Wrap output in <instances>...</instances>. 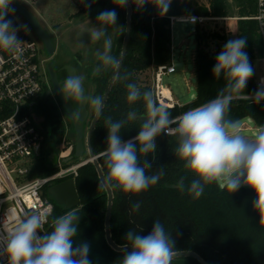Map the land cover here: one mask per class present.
I'll list each match as a JSON object with an SVG mask.
<instances>
[{
    "label": "trees",
    "instance_id": "16d2710c",
    "mask_svg": "<svg viewBox=\"0 0 264 264\" xmlns=\"http://www.w3.org/2000/svg\"><path fill=\"white\" fill-rule=\"evenodd\" d=\"M88 5H91L90 7ZM193 13L217 19L220 17H237V38L246 39L245 51L254 69L253 76L247 82L244 93L234 99L228 118L238 122L251 117L259 127L264 126V100L243 97L256 89L255 64L262 56V39L259 24L254 17L257 0H208L207 3L193 1ZM132 32L128 52L109 94L106 105L99 117L92 134L94 151L100 154L106 147L107 129L105 121L125 120L129 112L145 115L144 102L141 99L130 104L127 99L128 83H135L140 89H148L153 93L157 103L163 105L173 117L215 98L225 86L223 76L216 78L212 69L217 55L227 41L231 40L228 33L208 29L206 24L198 21L195 27L196 50L194 53L195 71L197 76L196 97L186 104L175 103L168 106L160 103L155 97L151 85L144 80L148 71L155 74L160 65L169 64L172 55V20L169 16H161L152 4L137 9L133 4ZM114 10L117 13L116 25H104L105 30L117 38V47L112 56L120 61L126 31L127 6L120 8L113 0H86L79 13L84 11ZM116 70L109 67L93 77L94 97H103ZM127 76L125 80L123 77ZM142 91V90H141ZM145 92V91H142ZM92 95V97H93ZM37 124L45 133V141L41 151L30 162L24 178L46 176L57 170L53 162L48 160L47 151L59 144L62 137L56 135L58 130L64 131L65 117L60 106L50 98L40 95L34 104ZM95 113L96 109H93ZM142 119L127 121L121 132L123 140L135 137L141 126ZM51 127L48 134L46 129ZM71 138L76 142V134L72 129ZM157 150L145 157L152 163L153 172L163 168L164 175L159 182L147 191L139 194L114 191V202L111 215V230L114 240L125 244L126 233L130 230L139 235H148L158 219L165 230L175 241V251L191 249L201 254L211 264H264V223L261 215L253 208L256 195L247 186L241 187L231 194L221 190L216 183L206 185L199 199H193L187 188L194 178L187 173L183 163L175 157L178 145L176 136L161 134L155 140ZM144 157H141L143 160ZM99 161L106 175L103 158ZM153 171V172H152ZM185 178V190L181 192L177 182ZM99 175L93 162L81 165L75 177L76 187L81 205L69 209L59 204L49 194L48 186L44 194L54 204V209L45 224L44 231H51V221L68 211H75L81 218L79 233L74 246L80 242L90 245L89 258L92 264H120L122 251L114 250L105 237V218L108 195L106 190L99 189ZM173 184L175 186H170ZM140 202L139 211L132 205ZM172 264H202L192 256L177 257Z\"/></svg>",
    "mask_w": 264,
    "mask_h": 264
},
{
    "label": "clouds",
    "instance_id": "9594fccd",
    "mask_svg": "<svg viewBox=\"0 0 264 264\" xmlns=\"http://www.w3.org/2000/svg\"><path fill=\"white\" fill-rule=\"evenodd\" d=\"M12 3L13 0H0V50L15 55L21 52L23 44L18 33L21 29L27 31V25H16L13 19L7 18L14 16ZM129 3L137 9L152 4L163 16L172 0H113V4L120 8ZM116 21L114 10L102 11L97 16L101 27L93 28L90 35L93 41L103 38L104 50L96 52L99 64L93 69V75L109 67L119 69L120 61L110 54L112 42L108 36L105 39L103 27L115 26ZM245 47L246 39L227 41L212 69L216 78L223 76L225 86L215 98L177 117L158 104L151 91L142 92L135 83H128L127 101L134 104L142 99L146 114L142 117L138 134L127 141L122 139L121 132L127 121L140 118L136 112H129L125 120L108 118L105 121L106 147L100 155L107 172L99 179V189L139 194L156 185L164 170L160 168L149 175L152 163L145 157L156 152L155 140L158 136L162 133L173 135L178 140L175 157L194 177L187 188L193 199H199L205 186L212 183L231 194L247 186L256 195L252 206L264 223V126L249 139L241 134L238 123L228 118L233 100L244 93L247 82L254 74ZM82 89L84 78L77 74L70 73L60 84V92L66 100H80ZM255 98L257 102L264 100V88L257 90ZM85 100L98 112L102 109V97L86 96ZM141 157L144 159L141 160ZM177 186L183 192L185 178L182 177ZM140 207V202L132 205L134 211H139ZM80 218L75 211H68L54 218L51 231L46 232L47 213L40 210L24 213L10 229L0 233V264H92L90 245L82 241L74 246ZM174 255L175 241L157 219L146 236L132 230L126 233L120 264H172Z\"/></svg>",
    "mask_w": 264,
    "mask_h": 264
},
{
    "label": "built area",
    "instance_id": "2783aa9c",
    "mask_svg": "<svg viewBox=\"0 0 264 264\" xmlns=\"http://www.w3.org/2000/svg\"><path fill=\"white\" fill-rule=\"evenodd\" d=\"M180 17L189 22L209 18L202 14ZM254 17L259 24L263 49L260 58L262 71L255 81L256 89L243 95L252 99H256L258 89L264 88V0H257ZM20 40L23 44L19 54L0 50V233L10 229L16 219L29 211L45 212L49 220L54 204L45 196L44 188L70 177L75 178L80 167L78 163L68 165L62 161L59 169L49 175L20 180L26 176L31 159L41 151L45 141V133L37 124L33 107L48 83L45 60L38 39ZM175 70L172 45L170 63L160 65L154 74L156 98L164 105H168L164 100L173 101L168 106L178 103L174 100L172 91V97L165 95L166 85L163 83L164 75ZM66 156L68 153L61 154V158Z\"/></svg>",
    "mask_w": 264,
    "mask_h": 264
},
{
    "label": "rangeland",
    "instance_id": "374dc122",
    "mask_svg": "<svg viewBox=\"0 0 264 264\" xmlns=\"http://www.w3.org/2000/svg\"><path fill=\"white\" fill-rule=\"evenodd\" d=\"M21 1L38 15V17L41 19V23L57 38V44L59 45L61 50L58 59V62L60 64L67 60L74 61L73 53H80L84 56V63L82 65L79 64L78 69L80 72V76L84 78V81L90 89L91 95H93L95 90L93 77H97V75H93V69L99 64V61L96 58V52L104 50V40L102 38L100 41H93L90 34L93 28L101 27V24L97 22V16L100 12L95 10L79 13L80 8L85 4L86 0ZM197 1L199 3L208 2V0ZM193 6L194 5H192L186 12H192ZM12 17L17 20L18 23L16 25H27V31L23 29L19 31V39H38L37 35L33 33L32 29L29 27V25L26 23L25 19L19 12L15 10L14 16ZM200 22L206 24L208 29L228 33L231 40L237 39V17L229 16L220 17L217 19H205ZM195 27L196 22L174 21L173 23L172 45L173 59L176 70L174 72L165 74L163 83L171 89L174 100L180 104H186L194 100L197 92V76L193 58V54L195 53L197 46L194 32ZM110 36L111 38H114L111 33ZM88 62H92L93 65L90 64L89 66H86L85 64H88ZM261 71L262 70L260 67V62H256V79H258V77L260 76ZM144 80L151 85V88L155 94L154 73L152 71H148L144 75ZM155 97H157L156 94ZM93 109L94 107L91 105V110L93 111ZM92 115L93 113H91L89 119L86 122L85 134L87 133L89 124L92 120ZM64 123V131L62 132L58 130L56 132V135L62 137L61 142L54 146L52 150L47 151L48 160L53 162L57 169H59V166L63 161V158H61V154L68 153V155H71L75 151V142L70 136L72 129L74 130L73 123L67 116H65ZM237 123L240 128L241 134L249 139L254 137L257 134L258 130L261 128L251 117H246L245 119L240 120ZM46 131L49 134L51 132V127L47 128ZM54 155H57V163H54L53 161ZM78 161L79 158L74 157V159L66 162V164L75 165Z\"/></svg>",
    "mask_w": 264,
    "mask_h": 264
},
{
    "label": "water",
    "instance_id": "95a60500",
    "mask_svg": "<svg viewBox=\"0 0 264 264\" xmlns=\"http://www.w3.org/2000/svg\"><path fill=\"white\" fill-rule=\"evenodd\" d=\"M194 0H172V3L169 7L168 12L165 16H169L171 18L180 17L182 16L192 5ZM12 6L15 8L17 12H19L31 25L37 37L44 43L47 50L50 53H53L55 50V46L52 40L51 35L47 32V30L41 24L37 15L29 9L21 0H13ZM133 4L129 3L127 5V14H126V31L124 35L122 51H121V59H120V66L119 69L116 70L112 80L110 81L107 90L105 91L102 99H103V106L102 109L98 112L95 111V114L89 124L87 133L85 134V125L88 120L89 116V109H88V102L85 100L87 94V87L84 84V90L82 89L81 99L79 100V107L78 109L75 108L71 100H66L63 94L60 92V84L61 81L58 79L57 71L55 70L52 63L49 64V73L52 79L53 88L58 95L63 108L68 112L71 117V120L74 125V130L76 134V142H75V151L73 154L68 155L67 157L63 158L64 162L71 161L74 157L79 158L77 162L79 166L84 165L88 162H93L95 165L98 175L102 178L105 175L102 165L99 161L100 154H97L94 151L93 144H92V134L97 125L99 117L106 105V102L109 98V94L114 86V83L117 79V74L122 68L123 62L125 60L126 54L128 52V45L131 39V32H132V15H133ZM9 19H13V23L17 24V20L12 16L7 17ZM105 39L107 36L110 38L112 42V48L110 50V54L112 55L117 47V38L116 35L114 38H111L109 30H105ZM67 70L68 74H78L77 69L75 66L71 64H67L63 67ZM142 91H149L148 89L141 88ZM144 115H139V119L143 120ZM54 163H57V155L53 157ZM170 186H175L173 184H169ZM48 192L52 195L55 200L69 209H74L81 205V199L79 197V193L76 187V181L74 177L67 178L63 181H60L55 184L49 185ZM108 195V202H107V211H106V218H105V237L108 244L116 251H122V248L125 244L117 243L112 235L111 230V215H112V208L114 202V191L106 190ZM130 247V246H129ZM182 256H192L198 259L202 264H211L208 262L201 254L197 251L191 249L185 250H178L175 251V255L173 259Z\"/></svg>",
    "mask_w": 264,
    "mask_h": 264
},
{
    "label": "flooded vegetation",
    "instance_id": "af4514ba",
    "mask_svg": "<svg viewBox=\"0 0 264 264\" xmlns=\"http://www.w3.org/2000/svg\"><path fill=\"white\" fill-rule=\"evenodd\" d=\"M29 8V7H28ZM30 9V8H29ZM34 12V11H33ZM35 13V12H34ZM36 14V13H35ZM37 15V14H36ZM38 17V15H37ZM24 18V17H23ZM39 18V17H38ZM25 19V18H24ZM40 22H41V19L39 18ZM26 23L29 25V27L32 29L33 33L34 30L33 28L31 27V25L27 22V20L25 19ZM18 23V22H17ZM42 24V23H41ZM43 25V24H42ZM43 27L47 30V32L51 35L52 37V40H53V43H54V46H55V50L53 53H50L46 46L44 45V43L38 38V41H39V46H40V49H41V53H42V57L43 59L45 60V67H46V71H47V78H48V83L45 84L44 88H43V91L41 93L44 94L45 97H48L50 98V100H53L55 101L56 104H58L60 106V109L64 112V117L67 116L70 120H71V117L70 115L68 114V112L63 108L62 104H61V101L58 97V95L56 94L54 88H53V85H52V79H51V76H50V73H49V64L52 63L55 70L57 71V76H58V79L61 81V84L63 83L64 79L69 75L67 70L64 69L63 67L67 64H71L73 66H75V68L77 69V72L78 74L80 75V72H79V69H78V66L79 64H83V60H84V56L80 53H73V58H74V61H70V60H67V61H64L63 63H59L58 62V59H59V56H60V53H61V50H60V47L59 45L57 44V38L52 34V32H50V30H48L44 25ZM94 63V62H93ZM90 64H92V62H88V64H85L86 66H89ZM93 65V64H92ZM84 84L85 86L87 87V94H88V97H92L91 93H90V89L88 87V85L86 84V82L84 81ZM71 102L73 103V105L75 106L76 109H78L79 107V100L77 99H70ZM88 109H89V116H88V119L91 115V113H93V111L91 110V104L88 102ZM95 113H93L92 115V118L94 116ZM72 121V120H71ZM73 123V122H72ZM74 126V125H73ZM74 159V158H73Z\"/></svg>",
    "mask_w": 264,
    "mask_h": 264
},
{
    "label": "crops",
    "instance_id": "0c3cea01",
    "mask_svg": "<svg viewBox=\"0 0 264 264\" xmlns=\"http://www.w3.org/2000/svg\"><path fill=\"white\" fill-rule=\"evenodd\" d=\"M191 14H195V13H193V12H190V13L185 12V13L183 14V16H188V15H191ZM171 20H172V40H173V23H174V21H179V22H189V21H186V20L183 19L182 17L171 18ZM193 55H194V54H193ZM193 58H194V56H193Z\"/></svg>",
    "mask_w": 264,
    "mask_h": 264
},
{
    "label": "bare ground",
    "instance_id": "6f19581e",
    "mask_svg": "<svg viewBox=\"0 0 264 264\" xmlns=\"http://www.w3.org/2000/svg\"><path fill=\"white\" fill-rule=\"evenodd\" d=\"M164 93H165V95L167 96V97H172V93H171V90H170V88L168 87V86H165L164 87ZM164 102L166 103V104H168V105H172V101H166V100H164Z\"/></svg>",
    "mask_w": 264,
    "mask_h": 264
}]
</instances>
